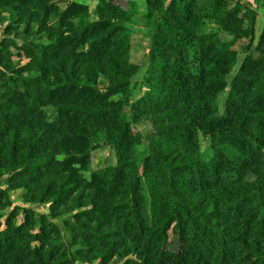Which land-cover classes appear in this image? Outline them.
<instances>
[{
    "label": "trees",
    "instance_id": "obj_1",
    "mask_svg": "<svg viewBox=\"0 0 264 264\" xmlns=\"http://www.w3.org/2000/svg\"><path fill=\"white\" fill-rule=\"evenodd\" d=\"M128 4L0 0V264H264L258 12L144 0L135 97Z\"/></svg>",
    "mask_w": 264,
    "mask_h": 264
},
{
    "label": "rangeland",
    "instance_id": "obj_2",
    "mask_svg": "<svg viewBox=\"0 0 264 264\" xmlns=\"http://www.w3.org/2000/svg\"><path fill=\"white\" fill-rule=\"evenodd\" d=\"M53 1L57 3L61 8H64L68 2L76 1L81 4L88 5L91 8V10L94 9L97 3V0H53ZM113 2L116 5L121 6V8L124 10H130L131 5L128 4L129 2L135 6L134 13L132 14V20L134 21V25L131 27V33H132L131 59L132 62L139 64L142 68L141 72L134 78L133 81L134 95L135 97H138L144 91L142 82L147 68L146 58H147V52H148L147 48L149 42V39L147 37V31L145 29L147 23L144 18V14H145L144 0H113ZM248 2L251 4L252 8L255 9L259 14L255 28V35L257 37L264 24V0H248ZM220 39L228 40V36L225 33H222L220 35ZM241 59L242 57H240L239 63ZM225 97H226V93H223L220 95L218 99V106L220 110H222ZM138 128L144 134L149 132V127L147 124H141L138 126ZM221 150L231 159L236 157L234 151L229 147L226 146L221 147ZM202 151L207 157L208 155H210V153L205 149V147H202ZM92 161H93L94 169H99L106 165L112 164L114 161L112 150L110 148H101L95 150L92 153ZM12 200L15 205L22 204L19 193L17 192L12 193ZM35 209L38 213L47 212L45 208L35 207Z\"/></svg>",
    "mask_w": 264,
    "mask_h": 264
}]
</instances>
